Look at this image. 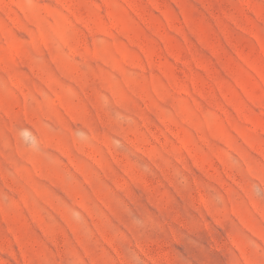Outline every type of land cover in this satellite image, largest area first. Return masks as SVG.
Returning a JSON list of instances; mask_svg holds the SVG:
<instances>
[{
    "label": "rangeland",
    "instance_id": "1",
    "mask_svg": "<svg viewBox=\"0 0 264 264\" xmlns=\"http://www.w3.org/2000/svg\"><path fill=\"white\" fill-rule=\"evenodd\" d=\"M0 264H264V0H0Z\"/></svg>",
    "mask_w": 264,
    "mask_h": 264
}]
</instances>
